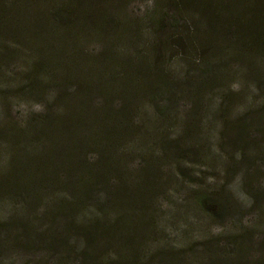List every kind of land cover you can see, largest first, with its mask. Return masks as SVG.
Returning <instances> with one entry per match:
<instances>
[{
  "label": "rangeland",
  "instance_id": "obj_1",
  "mask_svg": "<svg viewBox=\"0 0 264 264\" xmlns=\"http://www.w3.org/2000/svg\"><path fill=\"white\" fill-rule=\"evenodd\" d=\"M258 1L0 0V264H264ZM80 76L127 95L59 127Z\"/></svg>",
  "mask_w": 264,
  "mask_h": 264
},
{
  "label": "trees",
  "instance_id": "obj_2",
  "mask_svg": "<svg viewBox=\"0 0 264 264\" xmlns=\"http://www.w3.org/2000/svg\"><path fill=\"white\" fill-rule=\"evenodd\" d=\"M31 2H35V1H31ZM257 4L259 5L260 9L263 8L260 0L257 2ZM22 10L24 11L23 8H22ZM47 11H49V12L53 11V8L48 7ZM44 62H46L44 64V66H42L43 62H39V63L31 62L29 64V69L31 70L30 72L34 74V76L31 77V79H32L31 82L34 83L35 85L42 87L44 81H47V82L59 81L60 83H63V85H65L71 79L70 75H66L67 73H71L72 71H74V70L70 69L69 65L67 68V67H64L63 65H60L58 62H55L52 60L50 62H47V61H44ZM76 65L79 66V64H76ZM44 68H47V70L49 71L47 74H45ZM82 68L85 71L87 69L86 66H84V65H82V67L80 69H82ZM75 72L78 73V71H75ZM76 75L77 74H75V77H76ZM82 76L73 79L74 81H78L79 87L82 89V91H85L84 98L78 104V107H79L78 112H76V104H74V103H67V104H61L60 105L57 101H53V103L58 106L57 111L59 110V112L61 113V115H57L56 118H54L57 122V126H59V127L67 126V128H68V125L62 123L61 121L72 120L74 117H77V118H80L82 120L80 122H82L83 126L86 127V125L88 124V127L91 128L92 127V117L95 114V110H96L95 105L96 104H98L100 106H106V105L110 106V105H112L115 98H117L121 95L126 97V95H127L126 90H125L126 85L122 84L123 83L122 80L114 79L113 82H111L110 84H108L106 86L97 87V86L90 84V83L87 84L86 78H83ZM105 78H107V76L105 74L99 73L97 81L99 83H102ZM73 84H74V82H73ZM93 86H95V87H93ZM74 87H72V88H74ZM103 91H105V93H103ZM96 94H101L102 99L99 101V103L93 102V100H94L93 97ZM54 97L57 98V95H55ZM131 107H132V105H131ZM120 110H126L125 105H123ZM79 167H80V169L81 168H84V169L79 171L76 174V176L73 177V184L74 185L75 184L80 185L81 191H77L76 189H74V190L71 189L69 191L68 197H70L72 199V201L77 200L80 202L81 200L88 199L89 197L92 196L91 189H89L88 186L83 183V181L86 182L87 179H89V178L93 179V181H94V179H96L98 176L106 175V171L98 172V173L97 172L92 173L83 164L80 165ZM87 174H89V175H87ZM76 177H77V180H76ZM111 196L113 197V199L116 198L113 195H111ZM74 203L75 202H72V206H71V209L73 211L78 208V206L76 204L74 205Z\"/></svg>",
  "mask_w": 264,
  "mask_h": 264
}]
</instances>
